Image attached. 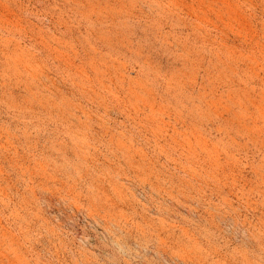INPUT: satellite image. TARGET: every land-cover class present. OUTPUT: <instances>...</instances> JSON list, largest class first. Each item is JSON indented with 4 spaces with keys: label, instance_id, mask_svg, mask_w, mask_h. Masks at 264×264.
<instances>
[{
    "label": "rangeland",
    "instance_id": "374dc122",
    "mask_svg": "<svg viewBox=\"0 0 264 264\" xmlns=\"http://www.w3.org/2000/svg\"><path fill=\"white\" fill-rule=\"evenodd\" d=\"M0 264H264V0H0Z\"/></svg>",
    "mask_w": 264,
    "mask_h": 264
}]
</instances>
